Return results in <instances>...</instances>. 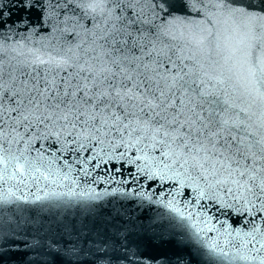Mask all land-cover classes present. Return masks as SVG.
<instances>
[{
  "label": "snow or ice",
  "instance_id": "snow-or-ice-1",
  "mask_svg": "<svg viewBox=\"0 0 264 264\" xmlns=\"http://www.w3.org/2000/svg\"><path fill=\"white\" fill-rule=\"evenodd\" d=\"M0 264H264V0H0Z\"/></svg>",
  "mask_w": 264,
  "mask_h": 264
},
{
  "label": "water",
  "instance_id": "water-1",
  "mask_svg": "<svg viewBox=\"0 0 264 264\" xmlns=\"http://www.w3.org/2000/svg\"><path fill=\"white\" fill-rule=\"evenodd\" d=\"M15 15H17V13L15 12V10L13 9V17H15ZM97 172H98V174H101V175H103L104 173H101V172H99V170H97ZM125 178H127V177H125ZM115 179L116 180H119V179H122V177H120V176H116L115 177ZM130 179V178H129ZM103 187V185H101V188ZM111 187H116V185L113 183L112 185H111ZM99 190V189H98ZM23 259V257H21V256H17L16 257V260L17 261H20V260H22Z\"/></svg>",
  "mask_w": 264,
  "mask_h": 264
}]
</instances>
